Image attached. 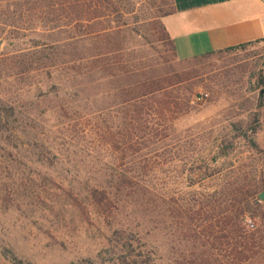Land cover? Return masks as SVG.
I'll list each match as a JSON object with an SVG mask.
<instances>
[{"label": "rangeland", "instance_id": "1", "mask_svg": "<svg viewBox=\"0 0 264 264\" xmlns=\"http://www.w3.org/2000/svg\"><path fill=\"white\" fill-rule=\"evenodd\" d=\"M172 7L0 0V264H264V39L177 59Z\"/></svg>", "mask_w": 264, "mask_h": 264}, {"label": "crops", "instance_id": "2", "mask_svg": "<svg viewBox=\"0 0 264 264\" xmlns=\"http://www.w3.org/2000/svg\"><path fill=\"white\" fill-rule=\"evenodd\" d=\"M162 22L178 58L264 37V0H172Z\"/></svg>", "mask_w": 264, "mask_h": 264}, {"label": "trees", "instance_id": "3", "mask_svg": "<svg viewBox=\"0 0 264 264\" xmlns=\"http://www.w3.org/2000/svg\"><path fill=\"white\" fill-rule=\"evenodd\" d=\"M172 11H173V7L170 10L165 11L162 14V16L170 14ZM92 18L93 17H91L89 14H87L86 18H85V16H83V18L81 17V18H76V19H80L81 21L89 22ZM160 28H161V32H162L163 38L168 43L173 56L175 58H177V59H180V60H186V59L195 58V57L208 56V55H212V54L224 51V50L234 49L236 47H243V46H246V45H249V44H253V43H256V42L264 39V37H262L259 40L243 42V43H240V44H237V45H233V46H229V47L222 48V49H217V50H211V51H208V52H205V53H202V54L194 55V56H192L190 58L182 59V58H178L177 57L176 52H175L174 42H173L172 38H170L168 32L166 31L163 22L160 23ZM260 83L264 86V77L260 78ZM145 85H147V86H146V88L144 90L145 93H143V95L158 93V92H160L161 89L166 88V87L169 86V84H166V85H163V86H159V84L158 85H153L152 81L149 82V83H145ZM263 188H264V186H263ZM89 194H90V197H91L92 201L94 202V204H96L99 208H101L102 211L108 212L111 209V207L113 206V201L110 199V197L108 195V192L105 189L95 187V188H92L90 190ZM253 194H255V192ZM74 200L77 202V204L79 206L82 207V209H84L83 205L78 201L77 198H74ZM245 209H248V205H246V204L243 206V208H241L242 212H244ZM248 219L251 220L252 225H249L247 223V226L253 227L254 226L253 220L251 218H248ZM258 231H259V233L262 234L264 229L261 230V231L259 229Z\"/></svg>", "mask_w": 264, "mask_h": 264}, {"label": "water", "instance_id": "4", "mask_svg": "<svg viewBox=\"0 0 264 264\" xmlns=\"http://www.w3.org/2000/svg\"><path fill=\"white\" fill-rule=\"evenodd\" d=\"M259 197H260L261 199H264V191L261 192V193L259 194Z\"/></svg>", "mask_w": 264, "mask_h": 264}, {"label": "built area", "instance_id": "5", "mask_svg": "<svg viewBox=\"0 0 264 264\" xmlns=\"http://www.w3.org/2000/svg\"><path fill=\"white\" fill-rule=\"evenodd\" d=\"M248 224H249V225H252V222H251V220H250V219H248Z\"/></svg>", "mask_w": 264, "mask_h": 264}]
</instances>
